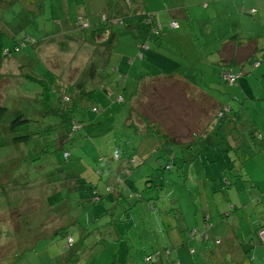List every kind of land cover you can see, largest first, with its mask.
<instances>
[{"label":"rangeland","instance_id":"rangeland-1","mask_svg":"<svg viewBox=\"0 0 264 264\" xmlns=\"http://www.w3.org/2000/svg\"><path fill=\"white\" fill-rule=\"evenodd\" d=\"M130 1L131 6L139 4L142 10H155L162 18L168 16V9L176 7L178 0ZM107 3L109 13H116L121 10L119 6H124L122 0H0V41L4 52L0 58V105L7 108L0 120V264H54L52 258L60 256L63 250L58 244L49 247L41 240L33 250L17 246L30 245L34 234L18 242L25 228L22 229L21 222L20 229L15 228L18 219L12 218V211L21 210L28 201L15 193L35 199L30 208L33 221L44 224L47 227L39 226V229L50 232L63 219L44 212L37 183L49 177L54 182L46 188L48 203L55 204L58 213L75 214L85 226L102 208L112 213L107 198L114 190L124 189L116 182L120 171L124 173L122 168H128L127 182L136 186L135 192L151 198L150 204L137 202L139 195L132 196L126 190L129 205L133 203L130 212H126L131 218L125 221V216L115 215L114 219L124 221H114L87 235L74 262L175 264L174 261L180 260L182 264H218L213 258L217 256V247L226 250L230 245L231 249L246 250L254 258L247 264H264V239L257 232L264 224V137L253 136L254 131L263 134L264 129V19L263 22L258 19L254 28L249 25L250 18L243 19L247 28L244 30L253 31L248 36L256 37L263 48L259 50L262 65L246 66L248 73L240 74L237 83L228 84L219 78V66L207 62L217 56L219 45L215 44L216 36L206 35H214L209 29L206 31L207 22L195 24L200 34L197 47H192L188 39L180 40L184 55L181 65L193 64L198 69L180 73H186L187 80L195 82L200 91L216 96L214 99L236 111L234 121L226 116L216 120L214 101L200 97L195 90L188 89L185 92L188 97H163L166 88L172 87L164 79L139 81L140 76L146 77L156 55L144 50L152 64L150 59L137 55V38L132 30L114 25V36L106 41L108 34L94 39L90 30L81 28L83 24L79 20L83 13L87 14L91 28L102 26L100 13ZM235 18L225 16V23L215 21L212 25L217 30L223 24L230 32V21ZM205 37L207 44L202 45ZM167 49L169 57L174 48ZM108 50L112 51L109 63L106 62ZM159 59L165 68L176 64L162 56ZM234 72L238 74L239 69ZM121 79L124 85H118ZM42 84H49L56 106H61V102L55 96L62 92L71 97L67 104L77 101L82 106L75 114L87 124V134L81 130L71 142L65 143V150L70 153L67 162L62 159L63 151L55 149L53 140L43 147L42 157L33 161L21 159L22 153L18 152L23 147L28 150L35 140L18 149H7L3 143L9 136L10 121L21 113L32 121L16 128V134L40 130L46 138L54 137L44 131L46 125L58 119L43 115L39 101ZM67 85L70 88L65 89ZM134 89L138 91L133 101L119 100L121 96L129 97ZM92 91L93 95L88 94ZM131 102L134 110L152 123L150 127H160L170 140L179 143L157 147L155 136L139 132L131 123L128 125ZM95 106L97 113L93 111ZM137 124L141 127L143 120ZM115 149L120 154L117 160L112 158ZM13 154L15 159L5 164ZM59 168L66 172L67 178H62ZM44 181L42 186L46 185ZM98 194L104 198L96 202L94 198ZM109 214L99 224L111 222L113 216ZM73 227L69 232L77 237L78 229ZM202 235L210 239L201 240ZM214 235L222 238L219 246L213 242ZM146 256L152 260L147 261ZM74 262L65 263L62 256L56 258V264Z\"/></svg>","mask_w":264,"mask_h":264},{"label":"trees","instance_id":"trees-1","mask_svg":"<svg viewBox=\"0 0 264 264\" xmlns=\"http://www.w3.org/2000/svg\"><path fill=\"white\" fill-rule=\"evenodd\" d=\"M124 3V6H119L121 7V10L119 9L116 13L115 12H111L109 13L107 9H109L110 4L107 3L103 6V9L100 13L101 18H100V22H104V24L102 26H100L99 28H91L90 24H89V20L87 17V14L84 15L83 13V18L81 17V19L79 20L80 24H83V27L81 28H86L88 30H90L93 33L94 39L96 37H103L104 34H108V38L106 41L110 40L109 38L113 37L114 33H113V27L114 25H119L120 28H125V29H130L135 33V36L137 38L136 43H137V47L138 50L136 51L137 55L141 58V59H147L149 60V56L146 55L145 51H149V52H156V54L158 56H162L165 57L167 60L169 61H174V63L179 64V66L176 64L173 66L176 69H181L182 65H181V60H179V58H184L183 55H180L181 53L178 52L177 48H174V52L170 53L171 59H169L168 54H169V49H167V47H171L173 48V44L169 43L170 41L173 42V40H177L176 42H180L181 37H179L178 39L176 38V36H170L167 34H164L165 29L168 28L169 31H176V29L179 27L178 25V21L176 19H171L167 24L164 23V21L161 20V18L158 16L157 12L155 10H142V8L139 6V4H136L135 6H131L132 5V1L130 0H122ZM198 1V0H197ZM197 1L194 0H190L188 3H184V13L185 16L189 15V8L193 7V5H191L193 2H195L194 4L197 6H200L201 8H207L209 0H202L199 1L197 3ZM182 2V0H181ZM176 3V2H175ZM180 3V1H178L176 4ZM175 4V6H176ZM125 5H127V8H125ZM77 8V7H76ZM178 9L176 7L172 8V9H168V14H171L175 11H177ZM254 12V9H250V12L248 14H251ZM167 16V15H166ZM184 16V15H183ZM86 18V22L83 21V19ZM164 17V16H163ZM162 17V18H163ZM166 24V25H165ZM172 26V27H171ZM236 29V30H235ZM232 32L227 34H222L220 37H218L216 39V43L215 44H219L216 48V54L218 53L219 58L216 56V58H218L220 60L219 62V66H221L220 68V72H219V78L221 77V79H223L224 81H227L228 84H233V83H237L238 82V76L240 74H247L248 71H245L246 69L248 70V67L246 66H259L261 67L262 62L259 58H261V56L259 55L261 52H259V50H262L263 48L261 47L260 44L257 43V39L256 37H251L248 36L250 35L253 31H248V30H244V28L241 30L240 28H238L237 26H232ZM240 32V33H239ZM166 35V36H165ZM216 35V33H214V36ZM66 36V34H65ZM72 36H70L71 38ZM193 37V35H192ZM199 37V36H197ZM196 36H194L195 39V43L198 45L199 41L198 38ZM222 37V38H221ZM183 38V37H182ZM73 39V37L71 38V40ZM185 39V37L183 38ZM186 39H188L189 41L192 40L191 37H187ZM220 39V40H219ZM192 43V42H191ZM1 41H0V58H2L4 56V52H3V47L1 45ZM203 44H207V38H204V41L202 42ZM220 46V47H219ZM108 56L106 57V62L109 63V58L111 57L112 51L108 50ZM177 52V53H176ZM7 53H9V50L7 51ZM263 53V52H262ZM176 56H178L176 58ZM132 59V58H130ZM177 59V60H176ZM262 59V58H261ZM151 60V59H150ZM184 62H188L187 60H184ZM199 63V60L197 61ZM207 62H213L215 63L214 60H208ZM199 65V64H198ZM185 68L190 69L191 64L189 65H183ZM193 67V66H192ZM197 67H193L190 70L191 71H197L196 70ZM238 68L239 72L238 74H236V72H234V69ZM199 70H202V68H199ZM186 71V70H185ZM184 72V70H183ZM224 73L226 75H224ZM170 74V75H169ZM168 75L172 76L174 75V72H170ZM181 76H185V73H179ZM183 74V75H182ZM151 72L149 73V71L147 72L146 76H151ZM165 75V73H164ZM228 75V76H227ZM264 75V74H263ZM155 75H152L153 79H157L158 77H154ZM226 76V77H224ZM58 77V76H57ZM59 78V77H58ZM145 78V75L140 76L138 79L139 81H142V79ZM188 78V77H186ZM60 79V78H59ZM41 81V80H39ZM163 81L166 82V85L168 86H172L171 88H166V90L163 92L162 89L159 90L160 93H162L163 97H176V93H179L180 91H184L180 88H178V86L176 85V83L174 82H170L169 79H164ZM186 81H189L186 79ZM124 80H120L118 85L122 84L124 85ZM161 84V81L159 82ZM168 83V84H167ZM49 84H42L43 88L42 91L39 93V96H42L41 99H39V101L42 103L43 106V115H49L52 117H55L58 119V122L50 124V125H46L44 127V131L46 135H51L53 134L54 137H52L51 139L46 138L45 136H43L44 134L39 131H34L31 132L29 130H24L25 132H22V134H16V128L23 126V125H28L30 124V122L32 121V119L28 116H26L25 114L21 113L18 114L14 119H12L9 123V136H7V138L5 139V142L3 141V143L5 144V146H7V149H18V147L22 148L23 144H27L29 141H31L32 139L35 140L32 144V146L27 150L25 147H23L21 150L19 149L18 153H22V155L20 156L21 159H24L25 161H33V160H39L42 157V154L45 152L43 147L48 146L51 140H53L55 142V149L61 150L63 151L62 153V159L64 160V162H67L69 157H70V153L67 152L65 150V143L67 142H71L74 138V136L76 134H78V132H80L81 130H85V133L87 134V130L85 129V123L79 119H77L75 111L82 108V106H80V104L77 103V101H73L72 104H67L68 102L71 101V97L68 95L67 92H62L61 94L56 95L55 97H57L58 102H61V106H56V101L53 100L51 98V89L48 86ZM162 85V84H161ZM70 88V85H67V87L65 89ZM194 88H196L197 90L199 89V87H197L196 85L194 86ZM125 89V86L123 88V90ZM219 91H221L220 89H218ZM106 91V89H105ZM137 89H134L131 94L129 93V97H120L122 99L119 98L120 101H125V102H129V101H133V98L136 96L137 94ZM88 94L93 95L94 91L92 92H88ZM183 94H185V92H183ZM161 95V94H160ZM159 96V97H162ZM194 97V96H193ZM216 97V96H214ZM214 97H205V98H209L212 101H214L215 103V118L217 120V118L222 119L224 116H226L229 121H234L236 119V116H234V113H236L235 110H233V108H231L228 105H224L221 102H218L216 99H214ZM94 112H98V107H94L93 108ZM134 105L131 102L130 105V117H128V120L130 122H128V125H131L133 127H137L136 129L141 132V133H148L151 134L152 136H155L158 140L157 143V147H161L163 145H169V144H176L179 143L176 141H172L169 139V137L162 131V129L159 127H150L149 125H152V123L148 122L143 116L139 115V113L137 111H135L134 113ZM7 112V108L3 105H0V120L1 118L4 116V114ZM137 113V114H136ZM134 114H136V119L135 121L132 120V117L134 116ZM143 120V124L141 127L137 124L138 121L142 122ZM214 122V120H213ZM146 125V126H145ZM145 126V127H144ZM147 129V130H146ZM263 130V134L262 133H257L256 131L253 132V136L258 137V138H263L264 137V129ZM13 133V134H12ZM264 141V139H263ZM41 147V148H40ZM40 148V149H39ZM27 150V151H26ZM25 151V152H24ZM34 151V152H33ZM18 153L15 155L18 156ZM30 156V157H28ZM14 154L12 157H9L8 159H6L5 164H11V162L15 159ZM113 160H117L120 158V154L119 151L117 149L114 150V156H112ZM29 159V160H28ZM7 164V165H8ZM60 167V166H59ZM12 166L9 167V169H11ZM58 167H55L54 169H56ZM241 168H243V165L241 166ZM60 170V168H59ZM61 174H63L64 177H62L63 179H65L66 176V172L65 171H61ZM123 172L119 174L118 178H117V183L118 185L122 184L124 189H119V190H114L112 193V196L107 198V201H109L112 204V213H110L113 218H111V222L106 221L103 222L102 224H99L104 216L106 214H109L108 209L105 208V210H102L99 212V214L97 216H93L92 217V221L87 220V224L84 226L82 224H80L79 219L77 216L69 214L67 211H60L59 213L55 210L56 206L55 204H49L48 200H47V192H46V188H48V185L53 183L54 181L49 178L46 177V180L44 181V179L41 182L37 183V188H39L40 190V195H42V199L44 200V212L50 214V215H56L58 217H61L62 223L60 224L59 227L54 228L52 231L48 232L47 230H42L39 229V226L42 227H47L44 226V224L40 225L37 224L39 222H35L33 221V214H31V207L34 205L35 203V199L30 198L31 196L29 195H23L22 193H15V195L19 198H24L25 202L27 203L25 205V203L22 204L23 208L21 207V212L19 211H12V218L15 219L17 217L18 222L15 223V225L17 227L15 228H19V222H21V227L22 229L25 228V232H23L22 234H20V240L18 241L19 243H21L22 239L23 241L28 240L27 237L31 236V234H34V240L30 245L26 244H18L17 246H26L28 247V250H33L34 247L37 246L38 241L41 240L42 243L49 245V247H52L51 244H58L62 247V252L60 256H62L64 258V262L66 263V261H71L74 262L76 257L78 256V254L81 253V249L79 245H83L84 240L86 239V236L89 235L90 233H93L96 229H98L99 227H104L107 224H110L114 221H119L122 222L124 220L122 219H114L115 215L118 216H125L124 219L125 221L130 219L131 216L129 215V213L126 214V212H130V209L133 206V203L129 205V201H127V197L128 194H126V190L129 191L130 195L135 196V193H137L139 196V200L137 202L140 201H144L145 204H150V199L151 198H144L142 196V194H140L139 192H135L136 191V186L132 187V184L128 183V179L126 178L129 174L128 168H123ZM58 174V173H57ZM246 176H248L247 172L245 173ZM120 180V181H119ZM39 181V180H38ZM44 181V186H42ZM92 180H87V183H90ZM92 183V182H91ZM27 184V182L25 183V185ZM20 186V184H19ZM21 187V186H20ZM151 187V185H150ZM23 188V187H21ZM55 192V191H54ZM38 194V195H39ZM38 197V196H37ZM37 197H36V201H37ZM107 195H105V199H106ZM102 198H104V195L102 194H98L96 195V197L94 198V201H102ZM129 205V206H128ZM46 213V214H47ZM109 214V215H110ZM210 218V217H209ZM208 218V219H209ZM13 219H12V224H13ZM209 221V220H208ZM44 222V221H43ZM42 223V221H41ZM14 225V224H13ZM14 225V226H15ZM46 225V224H45ZM72 225L74 226L73 228L78 229V235L77 237H74L73 232L70 233L69 229L70 227H72ZM116 224H113V226L115 227ZM91 230H87L90 227ZM264 228V224H262L258 229V235H259V230ZM116 232V230H114V233ZM192 235L195 234V231H191ZM117 234V232H116ZM19 235V233H18ZM118 236V234H117ZM260 236V235H259ZM119 237V236H118ZM62 239V240H60ZM205 239H210V236H205L202 235L201 236V240H205ZM213 242L214 244H216V246L218 245V243H220V241H222L221 237H218L217 235L212 236ZM263 239V238H262ZM261 239V240H262ZM14 241H16V239H14ZM219 246V245H218ZM218 248V253L217 256H213V258H216V260L218 261V264H247L248 262H250V260H254V258H250V256L246 253V250H243L242 248L236 247V249H231V246L229 245L228 248L226 250H224L225 248L217 247ZM193 251V250H192ZM166 254L169 255V251H166ZM22 255V252H21ZM58 256V257H60ZM16 257V255H15ZM18 257V256H17ZM54 255V259L52 258L51 263L56 264V258H58ZM158 258H161V255H158ZM145 259L147 261H151L152 258L149 256H146ZM175 264H182L180 260L178 261H174ZM73 264H80V263H76L74 262Z\"/></svg>","mask_w":264,"mask_h":264},{"label":"crops","instance_id":"crops-1","mask_svg":"<svg viewBox=\"0 0 264 264\" xmlns=\"http://www.w3.org/2000/svg\"><path fill=\"white\" fill-rule=\"evenodd\" d=\"M178 1H180V3L176 4V8L178 10L173 12V13H171V14H168V16H164L163 18H161V20L164 21V23L167 24L171 19L172 20L176 19L178 21L179 27L174 32L173 31H169L168 28H167L164 31V32H166L164 34H167V35H170V36L172 35L174 37L176 36L177 39L179 37H181V39H183L185 37V39H186L187 37L190 36L192 38V40H191L192 47H197L198 46L195 43L194 36H196V37L199 36L197 38H198V41L200 42V34L195 30V24L197 22H200V21L207 22V24L205 25L206 31H208V29H209L210 31H212L213 34L216 33L215 36H216V39H217L222 34H227L226 33L227 32V27L222 24V25H220L218 27L217 30H215L213 25H212V23L215 22V21H217L219 23H225L226 22L225 16L226 17H234V16H236V18L233 21H230V26H231V31L230 32L233 31L232 30V26L233 25L237 26L241 30L243 28L247 29L246 26L243 24V19L245 17H248V18L251 19L250 20V24H249L251 27H253V24L256 23L258 21V19H259V22H261V20L263 22V19H264V0H209L208 6L205 9L201 8L198 5L196 6L194 4L195 2H193L191 4V5H193V7L189 8V15L188 16L187 15L185 16V13H184V8H185L184 7V3H185V1L184 0H182V2H181V0H178ZM194 1H197V0H194ZM199 1H202V0H198L197 3ZM250 9H254V12L251 13V14H248L250 12ZM249 15H252V17H250ZM221 19H222V21H221ZM179 28H181V29L179 30ZM248 31H250V30H248ZM230 32H228V33H230ZM192 35H193V37H192ZM206 35L214 36L211 33H207ZM176 41L177 40H173V42L170 41L169 43L173 44V48H177L178 47L177 48L178 52L181 53L180 55H183L181 47H180L181 41L180 42L179 41L176 42ZM150 53L151 54L153 53V55H156V58L154 59V63H153L152 59L150 60L151 61L150 64L153 63V65H150V67H148L149 73L151 72L152 75H155L154 77H158L157 79H160V80L169 79L170 82L176 83L178 88L184 90V91H180L179 92V94H181L180 96L178 95V93H176V97H182V96L183 97H188L189 95L187 93H186L187 95L183 94V92H186L188 89L195 90L197 93H199L200 97H212L211 94L203 93L199 89L197 90L196 88H194V86L196 85L195 82L186 81V79H187L186 78L187 77L186 73H185L184 77L179 74L180 71L187 69L183 65H182L180 70L179 69L175 70V68L173 66L165 68L164 67L165 65L162 63V60L159 59V56L156 54V52H152L151 51ZM146 55L148 56L147 53H146ZM177 57L178 56H176V58ZM217 57L219 58L218 53H217ZM213 58H214V61H215L214 65L217 64L219 66L220 60L218 58H216L215 56ZM194 59L192 61H194ZM180 60L181 59L179 58L178 61H180ZM195 61H198V59L196 58ZM192 66H193V64H191L190 67L193 68ZM220 68H221V66L218 67L219 70H220ZM190 69H188V70L190 71ZM170 72H174V75L169 76ZM164 73H165V75H164ZM152 75L151 76H146L145 78H143V80L152 79L153 78ZM193 96H195V95H192L190 97H193ZM121 173L122 172L120 171V174ZM209 216H211V214H209Z\"/></svg>","mask_w":264,"mask_h":264},{"label":"built area","instance_id":"built-area-1","mask_svg":"<svg viewBox=\"0 0 264 264\" xmlns=\"http://www.w3.org/2000/svg\"><path fill=\"white\" fill-rule=\"evenodd\" d=\"M259 235H260L261 238L264 239V228L259 230Z\"/></svg>","mask_w":264,"mask_h":264}]
</instances>
